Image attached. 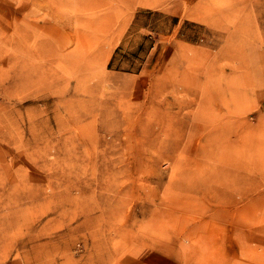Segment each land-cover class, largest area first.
<instances>
[{
    "label": "rangeland",
    "instance_id": "rangeland-1",
    "mask_svg": "<svg viewBox=\"0 0 264 264\" xmlns=\"http://www.w3.org/2000/svg\"><path fill=\"white\" fill-rule=\"evenodd\" d=\"M264 0H0V264H264Z\"/></svg>",
    "mask_w": 264,
    "mask_h": 264
},
{
    "label": "crops",
    "instance_id": "crops-1",
    "mask_svg": "<svg viewBox=\"0 0 264 264\" xmlns=\"http://www.w3.org/2000/svg\"><path fill=\"white\" fill-rule=\"evenodd\" d=\"M262 107H264V104H262ZM262 112H264V110H262Z\"/></svg>",
    "mask_w": 264,
    "mask_h": 264
}]
</instances>
